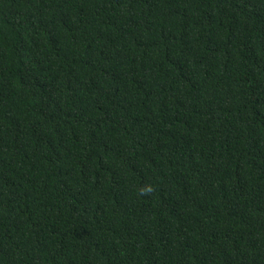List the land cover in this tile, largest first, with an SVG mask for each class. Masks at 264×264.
<instances>
[{
    "label": "trees",
    "instance_id": "1",
    "mask_svg": "<svg viewBox=\"0 0 264 264\" xmlns=\"http://www.w3.org/2000/svg\"><path fill=\"white\" fill-rule=\"evenodd\" d=\"M0 264H264V0H0Z\"/></svg>",
    "mask_w": 264,
    "mask_h": 264
}]
</instances>
